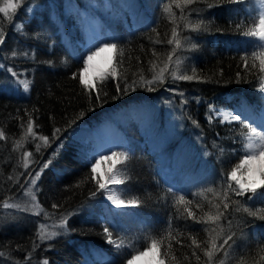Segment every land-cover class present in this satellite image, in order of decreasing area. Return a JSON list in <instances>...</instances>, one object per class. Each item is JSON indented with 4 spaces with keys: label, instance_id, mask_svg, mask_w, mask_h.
I'll return each instance as SVG.
<instances>
[{
    "label": "trees",
    "instance_id": "trees-1",
    "mask_svg": "<svg viewBox=\"0 0 264 264\" xmlns=\"http://www.w3.org/2000/svg\"><path fill=\"white\" fill-rule=\"evenodd\" d=\"M89 1L94 3V0ZM96 1L91 4L86 0H20L17 11L9 14L11 20L0 14V32L4 35V43L0 44V130L6 135L5 140H0V253H3L0 264H43L45 259L49 264H127L136 250L142 251L147 246L144 242L146 234L167 235L164 229L169 220L172 221L173 236L181 241L179 244L176 239L171 241L172 253L177 260L173 261L171 254H165L168 241L161 245L159 260L163 259L164 264H208L202 250L208 247L210 239L209 231L205 229L211 230L217 225L211 221L194 223L186 218L184 206H179L180 212H177L173 202L177 196L187 194L186 199L193 201L187 207L197 217L204 218L209 212L215 214L212 204L219 201L206 189L213 187L222 194V175L226 177L243 155L233 153L234 149L241 147L240 137L232 131L235 128L239 132V124L220 123L217 119L209 123L208 110L213 106L217 110L242 112L247 117L249 114L257 116L263 106L264 92L259 90L258 77L264 74L259 72V61H255L257 66L252 69L250 59L249 71L240 59L251 54V45L244 42L254 38L242 33L251 26L250 18L258 15V6L247 0L242 6L198 0L184 7L183 13L173 4L175 16L170 18L163 8L171 0H138L141 6L139 16L126 9L127 3L116 7L117 1L111 5L112 0H108L111 8H97L94 7ZM71 2L76 10L89 9L86 16H98V26L106 38L103 42L116 43L118 50H124L122 65L118 63V53L113 54L111 69L116 68V76L93 84L91 103L88 90L79 82L78 71L82 67V57L86 58L87 33L84 24L74 18L79 15L71 11ZM209 4L214 6L209 8ZM193 9L201 11L197 13ZM199 21L207 26L206 31L191 30L190 25ZM240 21H244V25L237 30L235 24ZM17 24L22 25V29L18 30ZM173 28H176L182 45L179 48L175 43L167 42L174 39ZM89 30L92 33V29ZM157 38L162 43H153ZM103 42L100 40L98 44L102 46ZM193 44L195 48H192ZM173 49L176 51L170 62L168 55ZM178 58L181 63L177 74L195 75L196 80L172 79ZM165 65L168 67L164 72V83L152 85L155 91H147L140 75L151 79ZM8 68L16 75L7 71ZM238 72L240 82H237ZM73 73L77 74V79H72ZM125 76L128 85L136 81V90L130 89L128 94L118 93L116 83ZM22 81L28 82V91ZM120 86L123 90L125 84ZM101 88L107 92L102 104L95 101L96 91ZM184 100L187 102L182 103ZM157 102H172L179 108L181 126L173 120L175 114L154 111L152 107ZM124 110L126 118L121 115ZM82 111L84 115L80 116ZM26 113H31L38 125L34 131L40 135L51 139L55 129H61L57 134L59 139L51 147H43V141H32L31 137L27 141L21 139L27 127ZM118 114L125 121L116 124L129 138L131 147L127 153L129 160L122 166L127 168L128 178L120 176L125 178V183L121 185L119 190L123 191H119V195L125 200L139 198L141 203L137 207L114 209L103 203L99 192L92 197L98 185L96 178H92L87 142L81 143L71 135L81 125ZM193 120L199 127L192 123ZM143 122L156 126V132L147 133ZM181 137L194 140L198 150L201 147L208 153L192 167L209 179L189 185L180 180V185L172 187L167 175L174 165L172 161L178 157L177 145L182 147L184 143L185 139ZM15 141H21V146L13 151ZM61 142L63 147L58 148ZM36 143L42 145L39 153L35 150ZM24 151L33 153L27 171L23 167ZM54 151L58 154L52 156ZM49 158L52 164L37 180L36 198L50 216L45 218L43 212L39 215L4 212L3 201L10 202L19 197L28 172L34 175L33 170L39 171ZM9 175L12 180L8 179ZM85 180L79 187L75 186ZM232 199L241 202V210L236 212L237 205H230L218 224L224 227V237L235 232V248L239 255L225 246L229 256L225 258L221 251L213 258L212 264H220L222 260L224 264H264L261 259L264 252L260 251L264 248V221L243 211L244 207L251 211L264 209V202L250 201L248 195L232 196ZM54 203L60 207L53 209ZM197 204L201 207L197 208ZM65 216L69 231L51 240L39 239L37 232L41 223L60 222ZM228 220H232L231 227ZM104 227H109L113 239L123 242L125 247L117 249L108 244ZM190 237L201 243L200 249L192 245ZM193 251L200 257L199 261L192 255ZM95 254L97 259H91Z\"/></svg>",
    "mask_w": 264,
    "mask_h": 264
},
{
    "label": "snow or ice",
    "instance_id": "snow-or-ice-1",
    "mask_svg": "<svg viewBox=\"0 0 264 264\" xmlns=\"http://www.w3.org/2000/svg\"><path fill=\"white\" fill-rule=\"evenodd\" d=\"M198 0H171L170 3L165 4L163 11L164 13L168 14L171 17L175 16V13L172 12V5L175 4L177 8L181 9V12L183 13V8L187 7L188 5H192L194 3H197ZM248 3H255L258 5V15L255 18H250L251 19V26H248L245 31H243V35L246 37H251L254 38L249 41H245V44L251 45L252 51L250 56L245 55L242 56L240 59L244 64L245 69L251 70L249 68V60H252L251 63V68L254 69L256 68V63L255 61H259V72L261 74H264V0H247ZM20 4V0H0V14H3L4 17L8 18L11 20V16L9 15L10 13H15L17 11V8ZM216 4H228V5H244L245 0H216ZM214 5L209 4L208 7L211 8ZM192 11H196L197 13L201 11V9H193ZM231 22V21H230ZM242 25H244V21L237 22L235 24V27L237 30H240ZM192 31H201L207 30V26L203 24V21H199L195 25H190ZM15 27L20 30L22 29V25L17 24ZM153 32H155V29H153ZM177 31L176 28L172 29V37L174 39H169L167 42L169 44H176V47L179 48L181 47V42L177 38ZM159 36V33H157V37ZM188 38L185 37V40ZM4 43V35L2 32H0V44ZM153 43H162L158 38L153 41ZM196 45L193 44L192 48H195ZM142 50V49H141ZM104 51H112L113 53H118V63L122 65L124 63V50L119 49L117 47L116 43L113 42H103V45L101 46L100 44L94 45L93 48H90L88 52L85 54L86 58L82 57V67L78 70L80 74V84L83 85L85 89L88 90V99L89 102L91 103L92 101V91L95 87V85H89L88 82L84 79V73L88 71V69L91 67V62L93 61L94 57L98 56L101 52ZM176 49H173L172 53L168 55V60L171 62L172 56L175 54ZM13 56L16 55L15 52L12 53ZM155 55V52L153 53ZM131 59V57H129ZM137 61H139V57L136 58ZM181 61L179 58L177 59V65L176 69L172 71V79L173 80H183V81H193L196 80L197 77L195 75H188V74H182L178 75L177 71L179 70ZM153 67L155 65L153 64ZM167 65L164 66L160 70L158 74H155L152 76L151 79H146L143 75H140V81L143 83L146 87L147 91H155L156 89L152 86L154 84H163L164 83V72L167 71ZM7 71L12 72V74L15 76L16 73L13 72L11 68H8ZM196 69L193 68L192 72L195 73ZM222 74V73H221ZM116 76V68H112L110 72L108 73H103L100 75L99 79L101 81L105 80L106 78H114ZM72 79H77V74L73 73ZM260 80V91L264 92V75H260L258 77ZM201 82H205L202 81ZM237 82H240V73H237ZM24 85L25 91H28L29 89V84L26 81H22ZM121 83L125 84V87L123 90H121ZM137 83L135 80L132 81L131 85L127 84V76L123 78L122 81H118L116 83V91L118 93L122 94H128L129 90L131 89L132 91L136 90ZM107 92L104 91L102 88L96 91L95 95V101L97 103L102 104V98L103 96H106ZM180 95H183V93H180ZM182 103H186L187 101H181ZM209 115H208V122L212 123V121L215 119L216 115L219 114L220 116V123H225L227 122L228 124H232L233 122H238L240 131L236 132V129L233 128L232 131L235 133L236 136L240 137L239 143L241 144V147L238 149H234L233 153L241 152L243 155L239 157L240 163L233 167L227 174L226 177L222 175L221 179V188H222V194L221 192L217 191L213 187H209L206 189L208 192H213L214 195L216 196L217 200L219 201L218 203L212 204V207L216 209V213H205L204 218L197 217L196 213L188 208L187 206L192 204L193 201L190 199H186V195H179L176 197V199L173 202V207L176 208L177 212H180V207L179 206H184V212L187 213L186 218H190L194 221V223L199 224V223H205L207 224L209 221H211L214 225H217L219 227V231H217V227L209 229H205V231H209V236L210 239L207 242L208 247L203 250V254L205 257H207L208 264H212L213 258L217 255V253L223 251L224 252V257L227 258L229 256V251H225V246H227V249L230 250L232 253H235L239 255V253L236 252V240L234 239L235 237V232H231L230 234H227L226 237H224V227L220 226L218 222L225 217V214L228 212L230 205L234 204L237 205V207L234 209V211L239 212L241 210L240 208V201L239 200H234L232 199V196L235 197H244L247 194L248 195V200L250 201H262L264 202V191H259L258 189H264V122H261L260 124H255V122H248V118L244 116L242 112H224L222 109L217 110L213 106H209ZM28 115V120H27V127L24 130V135L22 136V140L27 141L28 137H31L32 141H43V147H51L52 143L56 140L59 139V136L57 135L58 133L61 132V129L56 128L52 138L50 139L46 135H40L37 132L34 131V127H38V125L35 124V121L32 119L31 113H26ZM80 116L84 115V112L82 111ZM192 123L199 127V124L197 121L193 120ZM21 128H24V125L21 124ZM6 135L3 130H0V140H5ZM234 142L235 138H234ZM21 146V141H15L14 146H13V151H16L17 148ZM42 145L40 143L35 144V150L37 153L41 151ZM58 148L63 147V142H61L60 145L57 146ZM222 151V150H221ZM58 152L54 151L52 153V156L57 155ZM33 153L31 151H24L22 154V160H23V167L27 171L29 167V157H32ZM115 160V163L117 164H125L129 160V155L125 152H112L111 155H103L101 159L103 160ZM32 163H36L35 160L31 161ZM100 163L99 160H93L90 162V167H91V173L95 174L96 173V168L97 165ZM52 164V159L49 158L46 160L42 167L39 169V171H35V174L33 175V172H28V179L25 180V184H27V188H24V185H21L22 188H24V195L25 196H30L31 201L34 203L25 204L21 205L19 203H10L7 199L3 201L2 207L3 209H17L19 211H29L30 209L35 210L34 214L39 215L41 212L44 213L45 218H48L50 214L46 212L38 202H36V195L33 192V188H36L37 185V180H39L41 174L43 173L44 169H47L49 165ZM239 169H243L248 176L247 181H243L241 179L237 178V172ZM21 175H23L21 173ZM259 176V179H255L256 176ZM118 176H123L125 178L127 177V168H122L118 170L116 174L109 175L107 177V180L105 182H101L100 180H97L96 183L98 185L96 191L92 192V197H96L97 192L100 190H104L105 192L108 193L107 199L111 201V203L118 209L120 208H127V207H137L141 203L139 198H133L130 200H125L123 199L122 196H114L113 193L118 191L117 189L114 188H109L108 185L110 184H124L125 183V178H117ZM95 179V176L92 177ZM9 180H12V176H8ZM231 181H235V187L231 183ZM85 181H79L75 185L76 187H79L81 183H84ZM17 183L19 181L17 180ZM38 190V189H37ZM123 191V190H119ZM211 203V201L209 202ZM221 205L222 209L221 210ZM53 209H57L60 207V205L53 204L52 205ZM197 208H200L201 206L199 204L196 205ZM243 211L248 214V216L255 217L258 220L264 221V209H260L257 211H251L248 207H244ZM179 218V217H178ZM228 226H232V220L227 221ZM45 225L41 224L40 225V231L38 232V236L40 240H51L57 236L63 235L65 232L69 231L68 228V221L66 216L62 217L59 224L55 225L54 227H58L59 229H62L63 231H52L51 233H45ZM104 234L106 235V242L108 244L115 245L117 249L125 247L123 242H117L113 239L112 236V231L109 229V227H104L103 229ZM164 232L167 233V235H160L159 237L154 236L152 233L146 234L144 237V242L147 245L144 247V249L141 250H136V254L131 256V259L127 260V264H133V261L146 256L153 250H155L157 253H160L161 251V245L165 243V241H168L166 244V252L165 254H171V259L173 261H176L177 258L175 254L172 253L173 245L171 241L173 239H176V237L173 236V231H172V221L169 220L167 222V226L164 229ZM212 233H215V235H212ZM192 241V245L195 246V248L200 249L201 248V243L197 241L196 238L190 237ZM218 243V241H221ZM230 242H232L230 244ZM176 243H181L179 239H176ZM261 252H264V248L260 249ZM0 255H3V253H0ZM193 256L196 257L197 261L200 260V257L196 254L195 251L192 253ZM185 260L188 259L187 256L184 257ZM261 259H264V257H261ZM43 264H49L48 260L45 259L43 261ZM159 264H164V260L161 259L159 261ZM178 264V262H177ZM220 264H224L223 260L220 262Z\"/></svg>",
    "mask_w": 264,
    "mask_h": 264
},
{
    "label": "rangeland",
    "instance_id": "rangeland-1",
    "mask_svg": "<svg viewBox=\"0 0 264 264\" xmlns=\"http://www.w3.org/2000/svg\"><path fill=\"white\" fill-rule=\"evenodd\" d=\"M115 1L118 2L116 4V7H121L127 3L128 4V6L126 7L127 10L129 9L132 13L135 12V14L138 16L141 15V6H140V4H138V0H112L111 5ZM86 2L94 4L95 0H94V3L92 1H89V0H86ZM69 4H71L70 6H72V8H73L71 11L72 12L74 11V14L79 15V16L75 15L74 18L75 19L78 18V20H80V22H82L84 24L83 27L87 33V40L85 41V47H86V50L88 52V50L90 48H93L94 45H97L100 40H101V42L106 40V38L104 36L105 33L103 34L100 31V26H98L99 25V19H98L97 15L94 17H90L87 14L88 16H86L85 14L87 11H89V9L84 8V9L76 10V8L74 7V4H72V2ZM111 5L108 3V0H97L96 5H94V7L96 6L97 8H99L102 6V8H104L106 6L108 8H111ZM93 9H95V8H93ZM89 29H92V33H90ZM113 54L114 53L112 52V62H113ZM112 62H111V64H112ZM111 64L109 65V67L106 70H101L93 76H87L84 73V79L88 82V84L90 86L93 85L95 82L100 80L99 77L101 74L110 72ZM152 108L154 111L155 110L159 111V112L164 111V113L171 112V113L175 114V115H172L173 120L175 122H178V125L181 126L180 124H182V121L180 123V117H182V115H181L182 113L180 114L179 108L177 109L172 102H170V103L166 102L165 104H161V103L157 102V104H155ZM121 115H125L124 118H126L125 110L123 111V113ZM121 115H119V114H118V116L117 115H111L109 118L108 117H105V118L102 117L101 120L95 121L89 125H81V126L77 127L71 135V138L78 140L81 143L85 141V144H86V142H87V146H88L87 152L90 155V159H91L90 162H92L94 159L100 161V163L97 165L96 173L94 174L96 181L100 180L101 182H105L109 175L116 174L118 172V170H120L123 166V164L115 163L114 158H113V160L101 159V157L103 155H111L112 152L128 153L131 151V147L129 144V138L126 136V134L123 131H120V129H119L120 127H118V124H116L117 121H125V119L122 118ZM247 118H248V122H255L253 126H255V124H260L261 122H264V103H263V106L260 109V112L257 116H252V114H249V115H247ZM215 119L220 121L219 114L216 115ZM225 123H227V122H225ZM142 124L145 125L143 127H146L147 133L148 132H150V133L156 132V126H154V125L150 126L151 124H148L147 122H143ZM153 124L156 125V121H154ZM142 129H144V128H142ZM181 138L185 139V140H183L184 143H183L182 147L177 145L176 149H177V151H179L178 157L176 156L175 159L172 161L175 166L173 165V167L171 168V170L169 171V173L167 175V179L173 183L172 187H176V185L177 186L180 185L178 182L180 180H183L186 183V185H189L191 182H198V181H203V180L209 179L208 177L203 176L202 174H200L199 172L194 170L192 167L193 164H195V163L198 164L201 161V158L205 159L207 157L208 153L206 151H202L201 147H198L200 150L199 151L196 148V146L194 145V142H195L194 140H189L186 137L185 138L181 137ZM239 163H240V161H239ZM117 178H120V176H118ZM237 178L241 179L243 181L248 180L247 173L243 169L238 170ZM255 179L258 180L259 176L257 175L255 177ZM231 183L234 186H236L235 181H231ZM27 186L28 185L26 184L24 186V188H27ZM108 187L117 189L118 191L114 192L113 195L114 196H120L119 195V189H120L121 185L110 184V185H108ZM24 188H23L20 196L15 198L14 200L10 201V203H19L21 205H25V204L30 205L31 203H34L31 201L30 196L24 195ZM33 192L36 195V188H33ZM99 193H100V196H101L103 203H105L109 207H112L114 209H118L111 203V201H109L107 199V195H108L107 192H105L104 190H100ZM247 195H251V194L249 193ZM36 202H37V198H36ZM3 211L4 212H11L12 211L14 213L19 212V210H17V209H3ZM21 212H29L30 214H33L35 212V210L30 209L29 211H21ZM41 224H44L46 226L44 229L46 234L51 233L54 230L55 231H63L62 229H59L58 227H54L55 225H58L59 222H56V223H49V222L46 223L45 222V223H41ZM39 231H40V225L38 226V232ZM38 232H37V234H38ZM96 255L97 254L93 255L91 259H97ZM150 255H151V258L155 260L156 264H159L160 260L158 257V253L155 250H153L152 252H150Z\"/></svg>",
    "mask_w": 264,
    "mask_h": 264
},
{
    "label": "bare ground",
    "instance_id": "bare-ground-1",
    "mask_svg": "<svg viewBox=\"0 0 264 264\" xmlns=\"http://www.w3.org/2000/svg\"><path fill=\"white\" fill-rule=\"evenodd\" d=\"M112 62V51L101 52L98 56L94 57L91 62V67L85 73L87 76H93L101 70H106ZM133 264H156L155 260L151 258L150 253L144 257H141L135 261Z\"/></svg>",
    "mask_w": 264,
    "mask_h": 264
}]
</instances>
